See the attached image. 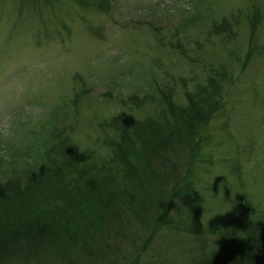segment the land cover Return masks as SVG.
<instances>
[{
    "label": "rangeland",
    "instance_id": "rangeland-1",
    "mask_svg": "<svg viewBox=\"0 0 264 264\" xmlns=\"http://www.w3.org/2000/svg\"><path fill=\"white\" fill-rule=\"evenodd\" d=\"M94 1L100 2L0 0V171L11 154L21 162L47 120L63 128L75 155L94 148L106 157L108 148L94 140L103 135L97 121L123 112L158 121L154 103L167 92L183 107L176 112L183 121L185 91L194 93L208 74L225 70L216 112L208 110L209 117L204 104L196 105L199 131L207 124L209 140L193 175L201 198L194 201L195 216L164 219L138 261L189 264L199 242L219 247L216 228L232 222L240 205L264 207V0H107L104 10ZM250 2L258 10L248 16L254 10L260 19L258 49L242 68L237 59L248 47L243 14ZM221 15L230 22L231 40L211 33L219 26L207 18ZM132 96L137 102L128 101ZM177 164L183 171V162ZM232 180H239L240 192ZM129 227L142 235L139 225ZM123 250L129 255L127 246Z\"/></svg>",
    "mask_w": 264,
    "mask_h": 264
},
{
    "label": "trees",
    "instance_id": "trees-1",
    "mask_svg": "<svg viewBox=\"0 0 264 264\" xmlns=\"http://www.w3.org/2000/svg\"><path fill=\"white\" fill-rule=\"evenodd\" d=\"M95 3L101 10L108 6L107 0ZM254 4L244 9L246 14L240 11L248 26V47L237 59L242 68L258 49L259 15L253 10L248 16L252 8L258 10ZM207 19L219 26L211 33L222 41L234 38L227 34L231 25L226 15ZM220 71V76L208 74L206 85H197L194 93L185 91L183 121L176 115L183 107L174 105L168 92L156 97L155 111L162 115L158 121L153 114L134 120L135 112L97 121L103 135L94 140L108 148L106 157L94 148L75 155L63 128L45 121L21 152V162L11 154L5 172L0 171V264H138L164 219L195 216L194 201L201 198L193 175L209 140L207 124L199 131L196 105L204 104L209 117L208 110L216 112L217 93L220 101L226 79L225 70ZM177 161L183 162V171ZM232 181L240 192L239 180ZM251 205L253 212L240 205L232 222L216 228L219 247L199 242L189 264H264V207ZM132 223L143 228L142 235L131 231Z\"/></svg>",
    "mask_w": 264,
    "mask_h": 264
}]
</instances>
